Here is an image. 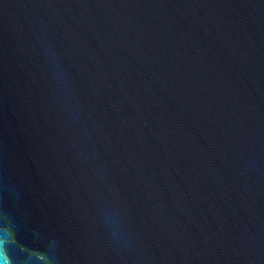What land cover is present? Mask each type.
<instances>
[{
    "label": "water",
    "instance_id": "1",
    "mask_svg": "<svg viewBox=\"0 0 264 264\" xmlns=\"http://www.w3.org/2000/svg\"><path fill=\"white\" fill-rule=\"evenodd\" d=\"M0 264H264V0H0Z\"/></svg>",
    "mask_w": 264,
    "mask_h": 264
}]
</instances>
